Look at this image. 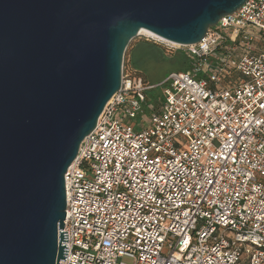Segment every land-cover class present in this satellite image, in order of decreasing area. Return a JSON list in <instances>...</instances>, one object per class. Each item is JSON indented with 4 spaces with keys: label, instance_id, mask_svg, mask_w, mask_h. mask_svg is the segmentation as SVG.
Returning a JSON list of instances; mask_svg holds the SVG:
<instances>
[{
    "label": "built area",
    "instance_id": "2783aa9c",
    "mask_svg": "<svg viewBox=\"0 0 264 264\" xmlns=\"http://www.w3.org/2000/svg\"><path fill=\"white\" fill-rule=\"evenodd\" d=\"M153 40L190 71L123 69L65 175L60 264H264V0L195 45Z\"/></svg>",
    "mask_w": 264,
    "mask_h": 264
},
{
    "label": "water",
    "instance_id": "95a60500",
    "mask_svg": "<svg viewBox=\"0 0 264 264\" xmlns=\"http://www.w3.org/2000/svg\"><path fill=\"white\" fill-rule=\"evenodd\" d=\"M247 0H0V264L68 257L65 175L147 30L190 46Z\"/></svg>",
    "mask_w": 264,
    "mask_h": 264
},
{
    "label": "rangeland",
    "instance_id": "374dc122",
    "mask_svg": "<svg viewBox=\"0 0 264 264\" xmlns=\"http://www.w3.org/2000/svg\"><path fill=\"white\" fill-rule=\"evenodd\" d=\"M131 54L133 67L128 63ZM172 54L173 52L166 50L152 38L140 35L130 43L126 51L124 72L131 76H136L133 70L142 72L147 77L149 84L159 86L171 73L183 72V69H185V72L190 71L188 63L182 58V53H175L176 56L168 57ZM161 91L160 86L158 92L161 93Z\"/></svg>",
    "mask_w": 264,
    "mask_h": 264
},
{
    "label": "trees",
    "instance_id": "16d2710c",
    "mask_svg": "<svg viewBox=\"0 0 264 264\" xmlns=\"http://www.w3.org/2000/svg\"><path fill=\"white\" fill-rule=\"evenodd\" d=\"M177 54H181L182 53V58H183V60L186 62V63H188V58H187V56H186V54L185 53H183V52H176ZM174 56H176L175 55V53H173L171 56H168V57H174ZM179 65V64H178ZM180 66V65H179ZM180 68H181V66H180ZM187 68V67H186ZM185 69H183V71H184ZM133 72L134 73H136V76H141V77H143L144 79H145V81L146 82H148L147 81V77L142 73V72H137V71H134L133 70ZM131 76V75H130Z\"/></svg>",
    "mask_w": 264,
    "mask_h": 264
},
{
    "label": "bare ground",
    "instance_id": "6f19581e",
    "mask_svg": "<svg viewBox=\"0 0 264 264\" xmlns=\"http://www.w3.org/2000/svg\"><path fill=\"white\" fill-rule=\"evenodd\" d=\"M140 35H145V36H147L149 38H152V39H160V40H163L160 37L156 36L155 34L149 32L147 30H142L141 33H140Z\"/></svg>",
    "mask_w": 264,
    "mask_h": 264
},
{
    "label": "crops",
    "instance_id": "0c3cea01",
    "mask_svg": "<svg viewBox=\"0 0 264 264\" xmlns=\"http://www.w3.org/2000/svg\"><path fill=\"white\" fill-rule=\"evenodd\" d=\"M132 54L130 55L129 60H128V63L130 64L131 67H133V65H132L133 64Z\"/></svg>",
    "mask_w": 264,
    "mask_h": 264
}]
</instances>
